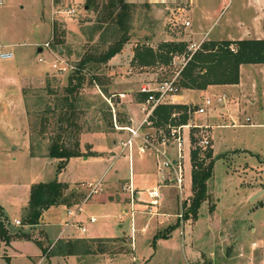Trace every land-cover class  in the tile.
<instances>
[{
	"label": "rangeland",
	"instance_id": "obj_1",
	"mask_svg": "<svg viewBox=\"0 0 264 264\" xmlns=\"http://www.w3.org/2000/svg\"><path fill=\"white\" fill-rule=\"evenodd\" d=\"M11 1L0 6V54L7 51H13L15 54L13 59L0 57V220L6 221L11 230L20 229L21 226L16 225L13 220L19 218L18 221L21 222L29 203L30 187L33 184L56 180L68 187H81L86 200L81 203L83 209L80 217L84 220V226L89 229L90 235L94 230L106 234L120 230L130 233V217L122 213V205L100 207L97 201L100 198L121 201L123 193L128 191L125 182L129 180L130 169L131 176L136 182L148 186L149 182H146L138 169V157L147 155L134 151L130 158L131 165L127 152L116 157L119 149L111 147L109 139L114 133L117 141L129 137L126 130L117 131L114 128V121L119 127L118 121L120 123L126 121L127 116L117 103L118 94L112 97L107 91L108 102L102 92L96 93V82L93 77L94 74L96 77L102 75L104 88L112 82L116 90L129 93L135 100L141 85L154 86L161 81L177 79L184 64L183 58H174L170 66L144 69L131 68V66L128 68L126 64L124 69L117 71L115 80L106 75L108 72L106 64L96 71H83L86 79L79 91L78 108L84 112V116L80 114L79 120L83 130L102 129V131L86 137V141L92 145L91 149L81 145V152L86 155L70 157L63 169L58 170L59 159L48 156V146L54 135V127L50 124L46 125L43 135L41 119L46 105L49 103L52 105L56 96L63 93V88L75 71L73 68H77L78 59H71L66 55L67 46L64 41L66 25L83 24L82 31L87 41L80 45L83 54L104 52L116 40L118 34L114 27L108 28L103 25L101 27L103 29H99L98 13L93 9H86L87 0H54L52 27L56 32L49 42L53 59L43 64L50 71L39 84L33 85L30 81L25 83L23 92L25 107L20 120L21 111L16 105L20 93H17L16 88L20 83V74L24 72V67L18 64L16 55L28 52L29 64L42 65L34 61L36 48L29 43L42 39L41 24L49 25V18L47 16L45 20L42 18L43 10L38 6L42 0ZM36 1L39 3L36 4ZM95 1L99 5L107 0ZM125 1L130 4L129 41L155 47L158 41L166 36L172 40H181L188 35L189 26L186 23L189 19L190 0ZM20 4H24L25 8L21 9ZM200 6L203 8L201 4ZM204 7L215 12L220 10L219 15L212 16L210 23L204 24L205 28L212 25L210 37L223 39L241 37L237 21L245 19L242 0L230 2L210 0ZM71 10H73L72 14L69 13ZM196 10L200 9H195V12ZM192 18H194L195 30L201 32L203 25L201 26L198 21L197 13L193 12ZM94 34L97 36L93 41ZM149 35L151 38L147 37ZM59 38L62 43L58 44L57 48H61L64 52L56 51L53 47L56 46L54 42ZM11 44L13 45L10 46ZM54 64L57 65L56 68L53 67ZM62 68L66 69L61 70ZM242 81L248 94L252 92L254 94L249 98L252 99L250 105H245L249 99L242 101L240 112H236L231 121H227V115L222 114L224 104L217 102L218 96L223 94L221 89L203 96V99L209 97L212 102L204 116L193 112L189 115V125L201 126L208 117L210 118L207 120L208 124L214 126L212 136L211 133L209 136L210 145L200 149L201 156L205 157L213 145L214 165L212 178L207 181L210 197L202 203L197 218L189 217L182 222L177 217L171 218L172 221L168 225L158 228L160 236L161 234L166 236L159 237L155 244L150 231L144 234L145 237H140L142 235L137 233L134 263L130 244L90 243L94 251L96 248H101L110 258H115V254H119L120 260H111L112 264L118 262L119 264H264V66L245 65L242 70ZM109 88L107 90H111V86ZM91 89L95 93H91ZM181 91L178 89L166 102ZM134 108L136 119L144 118L140 112L141 106L135 105ZM109 114H111L112 127L108 126ZM231 124L234 126H230ZM186 130L190 136L196 134L201 138L199 129ZM190 153V145L185 146L184 186L189 197L184 194V199L189 201L184 206V212L191 199ZM209 162L210 160L207 164ZM114 177L120 178L121 181L108 185L107 183ZM161 190L165 200L172 205L175 204L179 213L177 190L175 188ZM145 194L147 195L146 191ZM75 208L80 209L76 206ZM92 215L97 219L94 224L89 222ZM69 218L66 207L56 205L45 214L39 224L51 223V231H59L64 228V222ZM168 228H170L169 232ZM28 229L30 231L28 227L23 230ZM27 236L31 241L25 239L21 250L35 254L38 249L32 239L37 235L30 231ZM123 238L128 239L125 236ZM253 243L256 245L253 246ZM46 250L47 248L45 252ZM10 251L11 248L8 249V252ZM21 260L23 259H15L14 264H47L48 262L46 255L42 260L39 258H27L25 262ZM106 260L104 259L105 264H107Z\"/></svg>",
	"mask_w": 264,
	"mask_h": 264
},
{
	"label": "crops",
	"instance_id": "obj_2",
	"mask_svg": "<svg viewBox=\"0 0 264 264\" xmlns=\"http://www.w3.org/2000/svg\"><path fill=\"white\" fill-rule=\"evenodd\" d=\"M210 2V0H190L191 7L188 10L189 12V19H188V35H185L183 39L188 43V49L191 45H200L204 41H223V40H229V41H236V40H242V39H264V0H242V10L243 14L245 16V19H238L237 25L240 30V38H234V37H227V39L223 38H216V37H210L211 35V27L212 25L207 28L204 27L205 23H210L212 20V16L214 14H220V10H209L205 9L204 5L207 2ZM231 0H229L230 2ZM12 2V1H11ZM226 2V1H223ZM39 1H36V4H38ZM200 4L203 6V8H200ZM38 6L43 10L42 11V18L45 20V16L49 18V25H46V23L41 24L42 27V39L34 40L33 42L29 43L33 47L36 48V56H34V61H37V63H41L42 65H36V64H29V57L30 54L28 52H21L20 54L17 53L16 57L18 58L19 65L21 67H24V72L20 74V83L16 88L17 93H20L19 101L16 102V105L19 106L21 115L20 120H22V114L24 110V100H23V92L25 83L30 81L35 85L36 83L39 84L42 82V79L46 74L49 73L50 70H47L46 66H43L44 63H48V61L53 59V51L49 48L46 49L44 46L45 43H49L54 36V30L52 27V10L54 9V0H47V1H41ZM20 8L24 9L25 5L20 4ZM195 9H200L196 10ZM48 12V14H47ZM194 13H197L198 15V21L200 22L201 26L203 25V30L200 32L196 31L194 28V18H192V15ZM222 12V11H221ZM192 14V15H191ZM191 16V17H190ZM229 23V20L228 22ZM83 24H68L66 25V33L64 37V41L67 46L66 55L71 59H80L83 55V50L81 49L80 45H83L86 43V35L82 31ZM48 27V28H47ZM47 28V29H46ZM45 30V31H44ZM97 35H93V41L96 38ZM148 38H151V35L147 36ZM172 39H169L168 36L164 38L163 40H159L158 43L162 41H171ZM174 40V39H173ZM50 44V43H49ZM11 44L10 46H12ZM137 45V41L131 42L129 41L126 43L122 50L114 55L111 59H109L106 63V67L108 69L107 76L111 77V79L115 80V75L117 74V71H121L125 68L126 64L128 68H130V61L133 56V50L135 46ZM152 46V45H150ZM79 47V48H78ZM153 47V46H152ZM155 48V47H153ZM81 49V50H80ZM59 52H64L61 48H58ZM8 53L12 54V57L9 59H13L15 57V54L13 51H7ZM5 53V52H3ZM42 59V61H39ZM245 65L240 66V79L239 83L235 85H213L207 87V89L203 91L198 90H182L179 94L171 97L170 101L166 102L165 104H183V105H193V106H200L202 105L203 101L205 99H210L209 97H206L203 99V96L208 94L211 91H214L216 89H221L223 91V94L220 96H224L225 98L220 101V103H223V113L224 115H227V121H231L234 117V114L237 112H240L241 110V103L242 101H245L246 99H249L253 97V92L249 95L248 92L245 89V85L242 81V70ZM257 66V65H252ZM258 66H264V64H260ZM118 76V75H117ZM115 77V79H114ZM112 84V82L110 83ZM107 85V89H110L109 86H111V90L109 91V94L113 96H116L118 94L119 101L117 102L121 109L125 112L127 116V120L129 121V124L127 127H122L121 124L119 125L122 130L117 131H124L123 128H137L140 126L143 118L141 120L136 119V110L135 105L141 106L140 112L144 117L143 112V105L144 103L134 100L132 96L129 93H123V90H116L115 87L112 85ZM96 93H101L99 86L96 84ZM95 89V88H94ZM94 90L91 89V93ZM98 91V92H97ZM253 91V90H252ZM95 93V92H93ZM139 93V92H138ZM104 96V94L102 93ZM218 96V97H220ZM105 100L108 99L104 96ZM196 99H198L196 101ZM252 99H249V102H246V106L250 105V101ZM109 102V100H108ZM110 104V103H109ZM113 109V108H112ZM217 113V112H216ZM216 113L214 115H216ZM114 110V115H115ZM116 116V115H115ZM204 116V115H202ZM203 118V117H202ZM210 118H205L204 124L201 126H209V136L211 133H213V125L208 124V121ZM115 122V121H114ZM84 121L82 122V124ZM116 123V122H115ZM229 126V124H227ZM230 126H234V124H231ZM187 129V128H186ZM184 129V135L186 139L185 146L190 145V135L188 130ZM100 130V131H99ZM102 129L97 130H83L80 134V147L81 145L88 146L90 149L92 148V145L86 141V137L90 134H94L96 132H101ZM118 133V132H117ZM112 134V133H111ZM115 133L110 137L109 144L110 146H114L119 149V143L120 141L115 140ZM135 146V147H134ZM131 149V155L135 151L138 154L145 153L147 156L142 157L139 156V164L138 169L144 176V179H146L147 183L149 182V185H143L140 182H136L135 178L133 179V176H131V169H130V176L128 182H125V188L128 189L125 194L123 193V198L121 201H115V200H109L108 198H100L97 201V205L100 207H106V206H112V205H122L123 210L122 213L126 216H129L130 218V233H128L125 230H120L116 233H98V230H94V232L90 235L89 229L84 226V220L80 217V213L83 209L81 203L76 205H71L69 207H66L67 214L70 216L69 220L64 222V228L59 231H51L50 227L52 226L51 223L47 224H38L36 226H21L22 232L29 235L30 231L31 233L35 234L36 237L32 239L34 244L36 245L38 251L34 252L35 254H28L23 252L21 249V245L23 242H25V239H16L13 240L8 246L4 243H0V264H8L6 262L5 258H9V264H14L15 259H23L21 261L25 262L28 259L36 258L39 260H42V258L46 255V258H48L47 264H105L104 259L106 260L107 264H112L113 262L111 260H120L119 254H115V258L107 257L108 254L101 248H96L94 251L90 243H101L102 245H116L117 243H122L123 245L130 244L131 254H132V262H135V256L134 252H136L137 248V233H140L142 236L145 237V233L150 231V235L152 239L155 235L158 234V228L162 225H168L172 219L176 217L178 207L165 200V196L162 193V188H175L172 185H166L161 186V179L160 174L157 171L156 165H155V159L149 152H139L138 150V143L135 144ZM212 149V157H214V151H213V145H211ZM93 151V150H92ZM96 152V151H95ZM127 151H125L126 153ZM128 154V152H127ZM173 152H170V155H172ZM117 155L116 157H118ZM129 158V157H128ZM131 158V157H130ZM129 164L131 165V160L129 159ZM155 170V171H154ZM120 179V178H119ZM117 179V177L112 178L107 184L114 183L116 181H121ZM96 185V184H95ZM98 185V184H97ZM191 185V180H190ZM74 188V189H73ZM154 188H158L160 193V199L158 200V206L152 207L150 206V198L148 197V191L153 190ZM142 189H145L147 192V195L145 194V191ZM70 192H81V187H68L67 193ZM184 193L187 197H189V194L185 192V186H184ZM83 194V193H82ZM145 194V195H144ZM84 195V194H83ZM85 196V195H84ZM86 200V197L82 202ZM179 197L177 195V205ZM189 201V200H188ZM171 205V206H170ZM76 207H80V209H76ZM179 206V205H178ZM113 207V206H112ZM52 207L48 208L42 213L41 219L45 216V214L52 209ZM172 212H171V211ZM175 210V211H174ZM68 211H70L72 214H69ZM141 216H143L141 218ZM94 218L95 222H91L90 219ZM20 220L14 219V221ZM97 219L93 215L90 216L89 222L91 224L96 223ZM8 224V223H7ZM30 228L28 230H23L25 228ZM23 228V229H22ZM66 228V229H65ZM81 228H83L85 231L82 232ZM121 228V226H120ZM18 229V230H20ZM13 230V231H18ZM106 234V235H105ZM144 235V236H143ZM128 237V239L123 237ZM31 241V239H29ZM27 239V241H29ZM51 242V243H50ZM89 245V246H88ZM253 246L256 245V243L252 244ZM47 246V247H46ZM90 247V248H89ZM11 248V251L8 252V249ZM47 248V252H45V249ZM111 249V248H109ZM94 257V259H93ZM110 261H109V260ZM120 262H118L119 264Z\"/></svg>",
	"mask_w": 264,
	"mask_h": 264
},
{
	"label": "trees",
	"instance_id": "obj_3",
	"mask_svg": "<svg viewBox=\"0 0 264 264\" xmlns=\"http://www.w3.org/2000/svg\"><path fill=\"white\" fill-rule=\"evenodd\" d=\"M227 1V0H223ZM87 10L98 13L97 23L99 29L103 25L114 27L117 32L116 40L99 54L85 53L78 60L77 68L69 77L63 93L56 96L52 105L49 103L42 114L41 132L44 135L46 125L54 127V135L48 146V156L59 159L58 170L63 169L70 157L86 155L80 149V134L83 127L79 120L84 112L78 108L79 91L85 82L83 71H96L107 63L114 55L119 53L123 46L129 42L128 21L130 17V4L125 0H107L99 4L95 0L86 1ZM56 31H54L55 33ZM55 50L62 41L54 42ZM188 43L184 40L162 41L155 48L146 43L137 44L133 50L130 61L131 68H151L157 66H170L174 58H183L176 85L181 90L203 91L213 85H235L239 83L241 65L264 64V39H242L236 41H204L199 48L191 52ZM101 75L93 79L106 98L107 88H104V78ZM148 95L139 93L136 100L145 102ZM196 108L193 105L161 104L154 108L149 120L154 128H166L168 125H187L190 119L189 112ZM49 115V116H48ZM175 115V117H173ZM109 114L108 126L112 127ZM84 118V117H83ZM127 127L129 121L120 123ZM190 140L194 143L191 135ZM210 162L207 164V161ZM191 162V199L186 207L183 219L197 218L199 209L210 197L207 181L212 178L214 160L212 149L206 156H201L200 148L196 147L190 153ZM68 186L56 180L47 183H37L30 187L29 203L21 219L22 226H36L40 223L42 213L56 205L67 207L82 203L85 196L82 193H67ZM212 208V207H211ZM168 228V232H169ZM166 236L158 233L153 238V244L159 237ZM16 239H30L22 230L13 231L6 221L0 220V243L9 245ZM9 264V258H5Z\"/></svg>",
	"mask_w": 264,
	"mask_h": 264
},
{
	"label": "built area",
	"instance_id": "obj_4",
	"mask_svg": "<svg viewBox=\"0 0 264 264\" xmlns=\"http://www.w3.org/2000/svg\"><path fill=\"white\" fill-rule=\"evenodd\" d=\"M11 0H0V6L4 3H10ZM73 13V10L69 11ZM188 24V23H186ZM46 49L50 48L49 43H45L44 46ZM199 48V45H191L189 50L191 52L196 51ZM0 57L2 59H9L12 57L11 53L5 52L1 53ZM39 61H42L40 59ZM54 68L57 65H53ZM72 68V67H71ZM62 68L61 70H65ZM76 70V68H73ZM178 88L176 85V79L174 80H165L156 83L154 86L150 84H143L140 86L139 93L147 94L148 97L143 105L144 118L137 128H123L129 133V137L119 143V154L122 155L125 151L128 152V157H131L132 147L138 143L139 152H149L155 159V165L158 173L160 174L161 186L172 185L177 190V195L179 197V213L176 217L179 221L182 222L184 215V206L187 205L188 200L184 199V149L186 144V139L184 135V129L197 128L200 130L201 138H198L196 134H192L194 138V143L190 140V150L199 147L206 148L210 145L209 141V126H192V125H181L174 126L168 125L166 128H154L150 123V116L154 108L158 105L165 104L168 97L175 94ZM224 96H220L217 99V102H220L224 99ZM212 102L210 99H205L202 105L196 107L192 112L196 115L202 116L207 113V110L210 108ZM191 112H189V115ZM175 117V115H173ZM249 121V119H246ZM114 128L117 130H122L114 122ZM170 152H173L170 155ZM97 185V184H96ZM148 197L151 199L149 204L152 207L158 206V200L160 199V193L158 188H154L151 191H148ZM69 214H72L68 211ZM91 222H95L94 218L90 219ZM16 225H20L18 220L14 221ZM81 231L85 230L81 228Z\"/></svg>",
	"mask_w": 264,
	"mask_h": 264
}]
</instances>
